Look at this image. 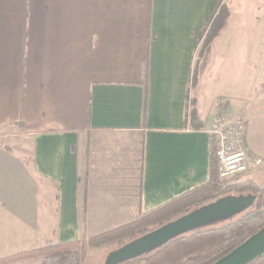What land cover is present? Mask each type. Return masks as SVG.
Masks as SVG:
<instances>
[{
  "label": "crops",
  "instance_id": "0c3cea01",
  "mask_svg": "<svg viewBox=\"0 0 264 264\" xmlns=\"http://www.w3.org/2000/svg\"><path fill=\"white\" fill-rule=\"evenodd\" d=\"M225 1L0 0V125L20 136L16 154L0 147V257L120 226L206 183L223 111L245 117L264 160V88L218 85L232 14L223 72L192 83ZM248 179L264 187V163Z\"/></svg>",
  "mask_w": 264,
  "mask_h": 264
},
{
  "label": "trees",
  "instance_id": "16d2710c",
  "mask_svg": "<svg viewBox=\"0 0 264 264\" xmlns=\"http://www.w3.org/2000/svg\"><path fill=\"white\" fill-rule=\"evenodd\" d=\"M228 16L227 6L221 5L210 22L211 26L205 39V51L210 38L214 37L224 26ZM189 123L196 129L200 128L194 109L189 111ZM236 179L219 181L217 160L213 150L209 179L206 183L172 198L136 219L89 236L84 241L58 242L19 251L0 257V264L37 257L41 259L40 264H80L87 249L113 242H119L121 244L119 247H121L196 208L220 198L232 196L231 192H241L242 190H248L251 192L250 194L258 192V187L251 180L241 182ZM256 205L254 209H246L237 218L229 219L220 226L195 228L143 254L117 264L133 262L142 264H211L264 227V206L261 203ZM248 264H264V254Z\"/></svg>",
  "mask_w": 264,
  "mask_h": 264
},
{
  "label": "rangeland",
  "instance_id": "374dc122",
  "mask_svg": "<svg viewBox=\"0 0 264 264\" xmlns=\"http://www.w3.org/2000/svg\"><path fill=\"white\" fill-rule=\"evenodd\" d=\"M221 5L227 6L229 12L228 19L218 33L210 38L206 51L204 47L205 39L208 35L211 23L203 33L200 47L196 54L192 83L195 78L194 76L197 77L198 73L201 71L206 74V77H210L213 72L219 74L223 72L225 67L223 46H225V42L231 38V35L229 34L228 36L226 33V26L230 14H232V19L230 17V24H233V33L230 40L232 44V55L229 59L227 73L225 72L229 79L225 81L222 80L217 84L220 87L219 89H225V87L232 84L234 86V91L242 89L256 96V94L262 93L259 90L264 88V0H229L223 2ZM213 42L216 45L215 51L217 54L216 56L214 55V59L211 60L210 49ZM223 75L224 74H222V76ZM219 78L222 77L219 76ZM219 102L222 103L223 99L220 98ZM18 129L19 128L12 125H0V147L5 148L12 154H16L18 148L16 145V140L20 137ZM260 144L263 148L264 142L262 140H260ZM248 177L249 176H244L236 180L242 182L248 180ZM218 179L222 182L226 181L221 180L219 177ZM231 193V195H250L251 192L242 190L241 192ZM252 195L254 196V201L247 209H254L258 203L264 206V187H258V192ZM245 210H241L238 213L231 214L219 220L208 222L200 227L220 226L229 219L237 218L242 214L241 212ZM86 239L87 237H83L78 241H84ZM120 245L119 242H113L111 244L87 249L80 264H107L108 255ZM27 264H40V258L36 260L32 259L28 261ZM122 264L142 263L133 262Z\"/></svg>",
  "mask_w": 264,
  "mask_h": 264
},
{
  "label": "water",
  "instance_id": "95a60500",
  "mask_svg": "<svg viewBox=\"0 0 264 264\" xmlns=\"http://www.w3.org/2000/svg\"><path fill=\"white\" fill-rule=\"evenodd\" d=\"M253 201L252 194L232 195L196 208L117 248L108 255L107 264H117L143 254L208 222L245 210L252 205ZM262 254H264V227L211 264H248Z\"/></svg>",
  "mask_w": 264,
  "mask_h": 264
},
{
  "label": "built area",
  "instance_id": "2783aa9c",
  "mask_svg": "<svg viewBox=\"0 0 264 264\" xmlns=\"http://www.w3.org/2000/svg\"><path fill=\"white\" fill-rule=\"evenodd\" d=\"M209 134L216 145L218 177L231 180L249 176L264 163L245 145L246 119L238 113L223 111L211 122Z\"/></svg>",
  "mask_w": 264,
  "mask_h": 264
}]
</instances>
